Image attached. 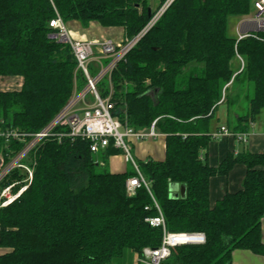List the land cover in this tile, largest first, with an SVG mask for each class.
Segmentation results:
<instances>
[{"label": "trees", "instance_id": "obj_1", "mask_svg": "<svg viewBox=\"0 0 264 264\" xmlns=\"http://www.w3.org/2000/svg\"><path fill=\"white\" fill-rule=\"evenodd\" d=\"M254 2L176 0L147 30L157 12L149 0H0L4 129L40 131L83 78L70 45L51 38L59 14L65 23L124 28L129 39L146 31L112 75L115 115L136 132L157 121L166 136L164 161L138 162L148 188L132 197L127 182L137 172L133 165L123 174L107 169L108 156L122 154L112 144L98 159L89 141L48 142L31 187L0 209V248L10 250L0 264H110L160 247L164 230L207 237L204 245L175 248L171 262L233 264L236 250L264 255V154L229 153L216 168L208 162L213 124L231 91L240 87L238 97L249 103L245 115L229 118L232 133L247 134L264 111V32L244 39L227 32L229 20L250 15ZM239 57L244 67L236 70ZM237 165L247 168L242 189L213 206L210 180ZM20 178L16 172L8 183ZM172 184L186 186L185 198L171 199ZM160 212L164 226L147 222Z\"/></svg>", "mask_w": 264, "mask_h": 264}, {"label": "built area", "instance_id": "obj_2", "mask_svg": "<svg viewBox=\"0 0 264 264\" xmlns=\"http://www.w3.org/2000/svg\"><path fill=\"white\" fill-rule=\"evenodd\" d=\"M176 0H167L156 12L147 30L152 28ZM254 16L241 26L244 30L259 29L264 32V0H255ZM54 30L51 38L69 44L77 63L76 73L83 76L85 86L77 87L72 97L60 112L40 131L24 132L17 128L4 129L0 122V209L6 208L18 200L32 185L37 167L38 154L48 142L66 144L77 140L89 141L91 151L99 154L112 144L122 152L126 161L131 163L137 176L127 182V193L130 197L137 189L148 183L141 173L132 154V141H145L157 138L155 121L148 131L136 132L127 123H123L115 115L116 106L113 102L114 88L112 75L119 64L125 61L129 52L137 45L145 32L134 38L116 43L111 40L81 41L74 40L70 35L66 23L57 14L51 21ZM252 33L242 34L240 39ZM244 67V65H243ZM242 67V68H243ZM107 83L108 94L103 97L100 86ZM230 135L227 128L222 127L214 137ZM19 145L20 149L12 146ZM18 172L20 180L8 183L11 176ZM19 188L17 191L16 189ZM16 191V192H15ZM159 209L158 205H156ZM148 209V208H147ZM152 226H164V218L147 219ZM207 242V237L201 232L170 233L164 230L163 241L158 248H146L139 256V264H185L171 262L173 250L182 246H200Z\"/></svg>", "mask_w": 264, "mask_h": 264}, {"label": "crops", "instance_id": "obj_3", "mask_svg": "<svg viewBox=\"0 0 264 264\" xmlns=\"http://www.w3.org/2000/svg\"><path fill=\"white\" fill-rule=\"evenodd\" d=\"M161 4L162 0H154L152 5L150 4V6L155 7L156 5ZM153 7L151 8L153 9ZM66 25L70 32V35L74 40H111L113 42L119 43L124 41L125 39H129L126 36L124 28H105L98 23H90L88 26H84L76 21L68 22L66 23ZM242 34L243 33L241 28L240 36ZM240 36L238 39H240ZM242 65H244V61L240 57L238 61H235L233 63V67L236 70L242 69ZM6 88L7 85L5 84V82L0 81V90ZM229 118L231 120H234L237 118V115H232L229 106H227L226 104H222L217 112V117L213 124L212 132L213 134L219 133L220 129L222 127H225L229 130L230 135H221L214 137V140L211 142L208 149V162L209 165L213 168L218 167L226 159L229 153L238 155L242 152L248 151L252 154H264V111L254 123L250 124V130L247 134L232 133L228 127ZM158 135L159 136L154 139H148L145 141L133 140L131 142L132 154L137 164L138 162H146L148 160L159 162L165 160L166 136L162 134ZM157 139H159V141ZM122 157L124 159V163L131 168L132 164L127 162L123 155ZM129 169L126 168L121 172H115L110 169L109 171L112 174H123L126 173ZM246 174L247 168L243 165H237L232 169L228 176L213 177L210 180L211 204L214 206L228 193H235L240 191L242 189V184L246 177ZM261 231L262 239L264 242V218L262 220ZM232 261L233 264H264V255L255 254L249 250H236L232 254Z\"/></svg>", "mask_w": 264, "mask_h": 264}, {"label": "rangeland", "instance_id": "obj_4", "mask_svg": "<svg viewBox=\"0 0 264 264\" xmlns=\"http://www.w3.org/2000/svg\"><path fill=\"white\" fill-rule=\"evenodd\" d=\"M153 1L154 0H149V2H151L150 3L151 5H152ZM252 6H253L252 7L253 9H252V12L250 15H247V16L240 18V19L231 18L229 20L228 27H227V32H228L229 36H231L232 38H239V36L241 34L242 24L254 16V12H255L254 4ZM151 7H153V6H151ZM159 7H160V5H156L155 7H153V9L158 10ZM253 33H255V32H253ZM242 67H243V65H242ZM105 82L106 81H104V84H102L100 86V91H102L100 93L103 95H105L108 92V86H107V83H105ZM6 85H8V84H6ZM84 86H85L84 78L78 77L77 87L79 89H82ZM239 88L240 87H237L235 90L231 91V94H230V98H231L230 106L231 107L229 106V109H230V112L232 113V115H237V114L245 115L249 110L248 101H246L244 98L240 99L238 97L239 92H237V91L239 90ZM157 140L159 141V139H157ZM157 140H156V142H157ZM1 150H2V148H0V152H1ZM96 156L99 159L101 157V154L99 153ZM126 168L129 169L130 167L124 163V159H123L122 155L112 154V155L108 156V159H107V169L108 170L110 169V170L115 171V172H121V171L125 170ZM8 252H10V250L0 248V255L8 253ZM138 261H139V256L135 255V254H131L129 252L123 260L113 261L110 264H139Z\"/></svg>", "mask_w": 264, "mask_h": 264}, {"label": "water", "instance_id": "obj_5", "mask_svg": "<svg viewBox=\"0 0 264 264\" xmlns=\"http://www.w3.org/2000/svg\"><path fill=\"white\" fill-rule=\"evenodd\" d=\"M259 33V32H262L261 30L259 29H252V30H244L242 29V33L243 34H248V33ZM1 164V163H0ZM170 193H171V199H174V198H179V197H182V198H185L186 196V186L184 185H177V184H172L170 186Z\"/></svg>", "mask_w": 264, "mask_h": 264}]
</instances>
